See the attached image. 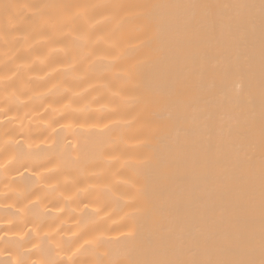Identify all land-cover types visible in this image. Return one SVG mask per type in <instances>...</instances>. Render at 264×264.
<instances>
[{"label":"bare ground","instance_id":"6f19581e","mask_svg":"<svg viewBox=\"0 0 264 264\" xmlns=\"http://www.w3.org/2000/svg\"><path fill=\"white\" fill-rule=\"evenodd\" d=\"M0 264H264V0H0Z\"/></svg>","mask_w":264,"mask_h":264},{"label":"snow or ice","instance_id":"6c2138e0","mask_svg":"<svg viewBox=\"0 0 264 264\" xmlns=\"http://www.w3.org/2000/svg\"><path fill=\"white\" fill-rule=\"evenodd\" d=\"M4 6L7 8V7H10L11 5H4ZM166 124H167V118L161 121V126H164Z\"/></svg>","mask_w":264,"mask_h":264}]
</instances>
